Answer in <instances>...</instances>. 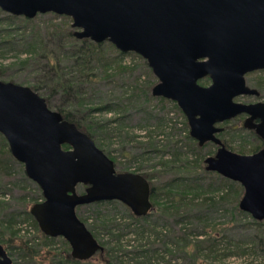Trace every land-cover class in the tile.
<instances>
[{"label": "water", "instance_id": "water-1", "mask_svg": "<svg viewBox=\"0 0 264 264\" xmlns=\"http://www.w3.org/2000/svg\"><path fill=\"white\" fill-rule=\"evenodd\" d=\"M0 10L28 19L65 15L76 39L107 41L142 57L157 77L151 94L176 102L199 146H218L204 159L205 170L240 183L238 208L264 220V145L239 154L217 137L220 123L245 115L243 127L264 144V102L235 101L259 95L245 75L264 70V0H0ZM204 77L207 86L199 84ZM0 134L41 190L43 199L30 214L44 235L67 241L72 259L86 261L103 251L77 216L78 206L119 201L136 217L150 212L145 176L117 172L87 133L29 86L0 79ZM0 264H12L1 243Z\"/></svg>", "mask_w": 264, "mask_h": 264}, {"label": "rangeland", "instance_id": "rangeland-1", "mask_svg": "<svg viewBox=\"0 0 264 264\" xmlns=\"http://www.w3.org/2000/svg\"><path fill=\"white\" fill-rule=\"evenodd\" d=\"M6 15L7 13L0 10V20L5 19ZM16 17L18 18L11 21V26H1L11 30V35L7 39L13 44L12 47H9L8 44L0 45V79L30 88L33 83L44 87L47 85L49 88L54 87V83L48 80V71L50 70L46 67V59L40 56L44 50H41V47L47 48L50 55L53 54L55 58L68 54L70 41L66 37L65 30L71 29L73 31V28L69 27L71 18L49 12L37 14L32 18L34 19L33 22L26 23L21 16ZM54 31L56 32L55 36L53 35ZM31 34L38 36L37 38L41 42L33 54L27 46V42L30 40L27 36ZM4 43L2 36H0V44ZM129 53L131 54L119 57V60L122 65L129 67L130 70L115 68V72L114 69L108 71L111 73L109 78L97 76L90 86L80 84L81 98H83L80 106L77 104V99L76 102L69 104V98L63 94V91L57 90L51 103H48V107L56 110L57 106L69 107L70 105L84 122L94 128L96 132L93 138L94 142L99 144L100 148L114 161L115 168L119 172L152 173L157 179H152L151 183H156L159 179L160 182L164 183L170 178V174L165 176L161 172L165 170L160 163H167L170 168L174 167L171 176L186 175L185 167H187L194 170V175L201 177L204 184L211 182L213 184L211 188H216L217 184L221 182L220 177L223 176L200 168V165L205 167V163L201 160L214 155L216 146L213 143H207L201 147L194 145V139L191 137L189 139L186 136L189 135V126L181 109L176 102L151 94V88L157 83V77L152 71L150 72L151 69L145 64L146 61L142 57L133 52ZM108 54L109 57H118V53L113 49H109ZM27 59L28 62L23 64V61ZM64 65H66L65 72L72 70L73 76H77L78 73L69 67L68 61H65ZM2 69L4 73H2ZM79 76L82 77V75ZM83 81L85 80L81 79V82ZM245 81L251 88L257 89L259 95L239 96L235 98V101L242 103L264 102V71L257 70L247 73ZM199 84L207 86L210 84V79L204 77L199 80ZM36 92L45 98L43 91ZM160 98L164 100L160 101ZM105 104L110 105L112 110L98 109ZM94 108L98 110H94ZM244 116L230 119L228 124L220 123L219 126L223 129H230L228 137L220 138L222 141H229L228 144L236 149L240 145H245L244 148L248 150L259 143V137L250 134V130L243 127ZM2 144L0 138L1 149ZM176 153L177 155L174 156ZM0 162L6 163L9 167L8 175L4 174L0 178V220L13 215L11 226L4 231L0 230V240L8 239L5 247L12 259V264L16 260H18V264H25L19 259V249L25 246V241H30L29 245L37 251L35 254L36 263L54 264L51 262V258L54 253H57L58 257L54 262L59 260L64 264L65 259L69 258L66 251L68 253L70 251L67 241L62 237H55L52 241L45 239L44 234L32 224L30 219H24V211L29 212L33 202H36L34 200L41 201L39 199V196H42L40 188L26 176L22 163L14 158L9 159L2 151H0ZM194 167L196 168L194 169ZM224 189L226 190V187ZM83 190L82 185L77 186L78 193L83 192ZM174 193L173 198L178 201L180 196L177 195V191ZM194 202L200 203V199L198 198ZM232 202V198L229 197L222 203H215L210 208L200 210L199 216L203 217V225L206 229H217L218 239L224 237L220 247L211 254L212 256L205 257L204 252V255L193 260L189 254L186 255V252L180 250L173 243L176 236H182L183 225L191 229L193 235L200 230L197 217L191 218L187 223L185 220L183 223H179L176 220V215L165 214L154 208L149 219L154 231L137 240L134 238L137 237L133 231L134 225L126 228L121 236L122 248L111 254L113 258L111 264H120V261L123 264H134L135 261H143V264H264V255L254 253L250 248L246 249L242 255L240 254L241 251L238 254H232L237 251L233 249L235 243H241L243 247H253L250 238L254 232V226L250 225V219L241 216L234 209ZM194 205L196 206L194 211H198L199 205ZM179 207L180 211L185 208L182 204ZM127 210L128 207L119 201L110 203L102 201L81 205L77 212L82 217L88 215L90 217L88 221L95 223L99 222L97 216L109 220L116 219V222L119 223H128L131 218H129V211ZM189 238L190 240L194 239L192 234ZM128 239L133 240L130 242L132 246L127 245L126 240ZM98 240L109 241L105 234H98ZM227 246L230 249H226ZM140 247L149 250L146 256L150 260L141 259L134 254ZM48 250L51 254H48ZM81 264H108L106 253L98 252L91 259L81 261Z\"/></svg>", "mask_w": 264, "mask_h": 264}, {"label": "trees", "instance_id": "trees-1", "mask_svg": "<svg viewBox=\"0 0 264 264\" xmlns=\"http://www.w3.org/2000/svg\"><path fill=\"white\" fill-rule=\"evenodd\" d=\"M21 17L24 21H26V23L33 22L34 20V19L25 18L23 16ZM15 18L18 17L7 14L5 19L0 20V36H2V41L5 42L4 44H0L1 46L8 44L9 47H12L13 43L7 39L11 35L10 33L11 30L6 29L7 27L2 28L1 26L3 25H7L8 27L11 26L10 23ZM69 27H71V24L69 25ZM24 28H25L24 30H26V27ZM65 31H66V37L69 38L70 41L68 54L64 55L63 57L57 56L55 58L53 54L50 55L49 51H47V48H45L44 46L41 47V50L43 49L44 50L42 51L40 56L46 59V63H45L46 67H48L50 70L48 71L49 78L48 77L47 78L52 83H54L53 84L54 87L49 88L47 87V85L46 87H44V86H40L37 83H33L31 88L35 91H43V95H45V100L47 102V105L48 103L49 104L51 103L52 98L55 96L58 90V91H63V94L67 98H69V104L76 102L77 99V104L80 106L82 104V99H83L81 98L82 94H81L80 84H87L90 86L94 82V78H96L97 76H103L104 78H109L111 76V73L108 71L114 69L113 71L115 72V68L118 70L119 69L130 70L129 67L122 65L120 63L119 57L131 53L120 52L118 49L115 48V46L112 43L107 41L103 43H95L85 38L76 39L73 36V31L71 29ZM53 35L54 36L56 35L55 31L53 32ZM27 37L28 39H30L27 42V46L30 48L33 54L37 51L38 44L41 45L40 39L37 38L38 36H35L33 34ZM109 49L115 50L118 53V57H109L108 54ZM31 52L29 51V54H31ZM65 61H68L69 67L73 68L75 72L78 73L76 77L73 76L74 74L72 70H69V72H65L66 70L65 68L66 65H64ZM27 62L28 59L24 60L23 64ZM145 64L147 63L145 62ZM61 65L62 67H60ZM1 71L2 73H4L3 69ZM79 75H82V77ZM81 79H84L85 81L81 82ZM146 95H148L147 92ZM163 100H164L163 98H160V101ZM95 109L96 110L105 109L106 111L112 110L110 105L107 106L106 104L105 106L99 107L98 109L94 108V110ZM56 110L62 114L64 119L75 123L79 129L87 133L92 139L94 138V136L96 135L94 128L89 124H87L86 122H84L83 119L80 118V116L76 113V111L72 110V107L70 105L69 107L57 106ZM239 116L242 117V115H238L237 117ZM225 123L228 124L229 120L225 121ZM229 130L230 129L227 128L224 129L221 133H219V136L223 138L226 136L228 137V135H230ZM249 133L255 134L253 130H250ZM186 136L190 139V135L187 134ZM0 138L3 143L2 149L0 148V151L4 152L9 159H13L9 151L8 143L6 139L1 134H0ZM259 139H258L259 143L256 144L255 146L250 147V149L248 150L244 148L245 145H240L236 149L235 147H232L230 144H228L229 141L225 140L222 142L225 144V146L228 149L234 152H237L239 154H251L258 151L261 147H263L264 144ZM193 143L195 146L197 145L198 147H200L195 140H193ZM96 145L100 148L99 144ZM63 148L67 149L69 148V146L63 145ZM175 155H177V153L174 154V156ZM204 159L205 158H203L201 161L204 162ZM160 164H162L161 167L163 168V170H165L161 172H163L165 176H168L169 173L170 178H168L164 183L160 182V179L156 183H151V180L154 178L156 180L157 177L152 173L145 174L146 179L150 183V189H151L150 201L152 203V208L150 212L147 213V215L136 217L132 214V212L128 208L127 211H129V218H131L132 222L128 221V223H119L116 222V219L109 220L97 216L99 222L95 223L94 221H88V219L90 218L88 215L86 217H82L77 212L79 206L76 208L77 216L79 217L80 220H82L85 223L87 228L92 232V234L95 236V238H97V240H98V234L99 235L105 234L106 238H108L109 241H105V242L98 240L99 243L103 246V251L101 252L106 253L108 264H111V262L113 261L111 254L113 252L115 253L117 249L122 248L121 236L126 228H128L131 225H134L133 231L135 232L134 234L137 236L134 238H137V240L142 238L144 235L147 236L148 233L154 231V227L149 222V219L152 214L151 211L154 208L161 210V212L165 214L168 213L171 215H176L177 216L176 220L179 223L180 222L183 223L184 220L187 223L191 220V218L197 217V222L200 225V226L198 225V228H200V230L195 232L193 235L191 229H188L186 225H183L182 227L183 233H181L182 236L180 235L176 236V239L173 243L176 244L180 250L186 252V255L189 254L191 259L193 260H195L198 256L204 255L203 254L204 252H205L204 255L205 257L212 256L211 254H213V252H216L217 248L220 247L221 241L224 237L218 239L216 234L218 232L217 229H211V230L206 229L205 225H203V220H202L203 217L199 216L200 210L202 208H210L215 203H222V201L229 199V197L232 198L234 209L237 210L241 216L250 219V225L254 226L253 227L254 232L252 233L250 238L253 247H243V244L235 243L233 249L237 251L236 253H232V254H238V252L241 251L242 253L240 254L242 255L243 252L246 251V249L250 248V250H253L252 252L264 255V220L262 221L255 220L251 217L250 214L241 211L240 209L238 210V203L244 191L241 184L219 176L221 182L217 184L216 188L212 189L211 187L213 184L211 182H209L208 184H204V180H202L201 177L199 178L198 176L194 175V170L185 167L186 168L185 170L187 172L186 175L171 176L174 167L170 168L167 163H160ZM202 166L200 165V168L204 170L205 167ZM195 168L196 167H194V169ZM8 170L9 167L7 166V164L4 162L3 163L0 162V178L4 174L8 175L9 173ZM0 183H1V179H0ZM224 187H226V190L224 189ZM175 191H177V195L180 196V199L178 201H176L173 198V196L175 195L174 193ZM198 198L200 199V203H195L194 201L197 200ZM39 199L40 200L43 199L41 195L39 196ZM186 200H188L189 202H187ZM34 201L37 202L38 200H34ZM36 202H33V204ZM108 202L110 203L114 201H108ZM181 204L184 205L185 208L187 207L186 209L184 208L183 211H180L179 206ZM194 204H197V206L199 205L198 211H194V207H196ZM24 213H25L24 219H30L32 224L37 229H39L36 221L30 215V213L28 211H24ZM12 216L13 215L9 216L8 218L5 219L3 218L2 220H0L1 231H4L7 227L11 226V223L13 221ZM191 234L194 238L193 240H190L189 238ZM44 236H45L44 238L49 241L53 240V238H50L46 235ZM7 241L8 239L4 238L3 241L0 240V243L5 247ZM131 241L133 240L132 239L126 240L128 246H132V244L130 243ZM29 242L30 241H25V246L20 247L19 259H21L25 264H38L35 261V254L37 251L29 245ZM226 249H230L229 246H227ZM47 252L48 254H51L50 250H48ZM66 252L69 258L65 259L64 264L68 262L69 264H81V261L74 260L71 258L70 251L69 253L68 251ZM148 252H149L148 249L146 250L143 247H140V249L138 251H135L134 254H136L139 258L148 261L150 260L146 256ZM56 257H58V255L57 253H54L52 255L51 262L54 264H62V262L59 260H57L56 263L54 262ZM13 264H18V260L14 261ZM120 264H123L122 261H120ZM134 264H143V261H135Z\"/></svg>", "mask_w": 264, "mask_h": 264}, {"label": "flooded vegetation", "instance_id": "flooded-vegetation-1", "mask_svg": "<svg viewBox=\"0 0 264 264\" xmlns=\"http://www.w3.org/2000/svg\"><path fill=\"white\" fill-rule=\"evenodd\" d=\"M260 71H264V70H260ZM244 96H250V95H243L242 97H244ZM246 116H244V118H245ZM223 128V127H222ZM224 129H222V131H223ZM221 131V132H222ZM220 132V133H221ZM217 137H219L220 138V136H219V133L217 134ZM221 139V138H220ZM196 141V140H195ZM222 141V140H221ZM197 142V141H196ZM263 142V141H262ZM207 143H212V142H206V143H204V145L205 144H207ZM214 144V143H213ZM215 145V144H214ZM216 146V149H217V145H215ZM201 147V146H200ZM110 158V157H109ZM115 170H116V168H115ZM117 171V170H116ZM117 172H119V171H117ZM134 173H140V172H138V171H134ZM140 174H142V173H140ZM142 175H144L145 176V174H142ZM146 178V177H145ZM149 182V181H148ZM149 185H150V183H149ZM83 186V185H82ZM83 188L85 189V187L83 186ZM84 191V190H83Z\"/></svg>", "mask_w": 264, "mask_h": 264}]
</instances>
